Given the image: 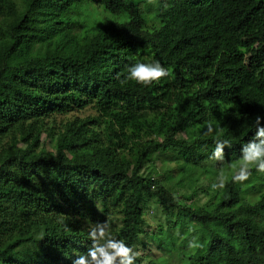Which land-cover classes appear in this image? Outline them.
<instances>
[{"label":"trees","instance_id":"16d2710c","mask_svg":"<svg viewBox=\"0 0 264 264\" xmlns=\"http://www.w3.org/2000/svg\"><path fill=\"white\" fill-rule=\"evenodd\" d=\"M141 1L151 13L140 14ZM95 7L104 19L72 32ZM4 10L8 0L0 20ZM263 31L264 0H24L0 22V264H72L91 246L90 226L106 220L133 247L141 197L176 210L179 247L189 250L175 254L179 264H264V224L251 220L264 217V173L253 169L243 187L232 173L209 209L180 205L139 173L155 151L210 172L240 160L257 116L264 126V62L248 67L238 50ZM152 61L170 75L121 83L129 67ZM85 108L93 114L47 127ZM209 122L212 134L176 138ZM48 130L57 133L49 156L36 148ZM141 134L162 141H145L129 166L121 155ZM17 137L30 151L7 153ZM217 138L231 144L222 161L212 158ZM194 237L201 247H189Z\"/></svg>","mask_w":264,"mask_h":264},{"label":"rangeland","instance_id":"374dc122","mask_svg":"<svg viewBox=\"0 0 264 264\" xmlns=\"http://www.w3.org/2000/svg\"><path fill=\"white\" fill-rule=\"evenodd\" d=\"M24 0H8V10H4L0 22L5 25L11 19L15 18L23 8ZM147 4L143 1L138 3V10L140 14L151 13L146 7ZM7 9V8H6ZM96 10V12H95ZM91 13L78 16L81 21L80 25L75 24L72 32L80 34L85 29H91L92 24L95 23L93 18L96 16L104 19L106 15L100 13L99 8L95 7ZM14 13V15H13ZM87 13V12H86ZM107 20H112V17L107 16ZM76 21V20H75ZM89 26V27H88ZM88 27V28H87ZM244 46L238 51L242 55L243 63L250 67L261 64L264 62V31L257 33L256 36L251 37L250 34L243 37ZM142 112L146 109L142 108ZM93 114V110L85 108L75 110L66 114L56 115L55 119L47 124H51L55 128H60L66 120L76 117H84L85 115ZM152 115H147L146 121L150 120ZM157 117V116H155ZM153 117V119L155 118ZM207 129L205 124L193 125L192 128L184 129L177 133V139H187L190 135L191 129L196 132L201 129ZM56 130V129H55ZM55 130L44 131L40 134L39 138L42 144L36 146L39 150L47 156L54 155V144L57 137ZM162 141V137H149L147 134H141L139 139L135 140L134 144L130 145L122 153L121 157L124 162H129V166L134 163V157L138 149L144 146V142L148 140ZM7 139L3 140L6 141ZM4 148L7 153H20L24 150L30 151L26 144L19 137L11 141L4 142ZM35 149V152L36 150ZM240 160L229 163L224 168L216 172H210L204 165L199 164H186L182 159L177 156L175 152H153L150 160L145 162L139 173L149 176L153 181L154 188L165 190L170 197L177 201L180 205L189 206L195 209L211 208L216 200V195L219 194L220 189L213 190L212 185L218 182V176L221 172L228 178L238 167ZM257 174V173H256ZM251 178L249 181L241 183V186H246L252 183ZM258 177L256 178V181ZM249 197V193L245 197ZM139 205L142 210L141 217L143 223L138 237L134 243V250L141 253L139 257V264H147L148 262H155L157 264H179L176 258V253L183 251L187 253V247L180 248L179 244L182 241L183 232L179 228L173 226L176 210L160 205L154 198L141 197ZM253 223L258 225L264 224V217L260 214L251 217ZM196 226V225H194Z\"/></svg>","mask_w":264,"mask_h":264},{"label":"clouds","instance_id":"9594fccd","mask_svg":"<svg viewBox=\"0 0 264 264\" xmlns=\"http://www.w3.org/2000/svg\"><path fill=\"white\" fill-rule=\"evenodd\" d=\"M128 75L121 83L135 81L142 86H150L168 77L170 72L163 67L159 61L149 63H136L128 68ZM256 130L252 140L245 143L241 148V157L238 167L232 175V182L243 183L247 181L252 170L264 173V126L261 125L259 116L255 119ZM216 129L212 122L207 124L206 135L212 134ZM219 137V133L217 132ZM231 147L228 140L217 138L216 146L212 153V158L217 161L224 160L223 149ZM228 182V178L221 172L218 176V182L212 185L213 190L223 189ZM88 237L91 240V246L86 253L77 255L72 264H136L141 253L134 250L132 246L126 244L123 240L116 239L112 235L111 224L108 220L103 223L92 224L89 228ZM190 248L201 247L193 241L189 242Z\"/></svg>","mask_w":264,"mask_h":264}]
</instances>
